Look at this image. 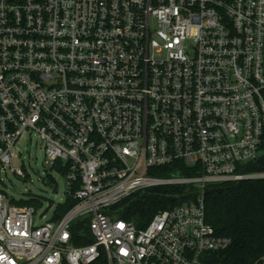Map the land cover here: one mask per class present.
Masks as SVG:
<instances>
[{"label":"built area","instance_id":"2783aa9c","mask_svg":"<svg viewBox=\"0 0 264 264\" xmlns=\"http://www.w3.org/2000/svg\"><path fill=\"white\" fill-rule=\"evenodd\" d=\"M25 132L73 202L43 223L1 189L27 177L11 168ZM263 141L264 0H0V264H218L230 240L205 189L264 179L243 169ZM167 186L197 194L124 218Z\"/></svg>","mask_w":264,"mask_h":264},{"label":"trees","instance_id":"16d2710c","mask_svg":"<svg viewBox=\"0 0 264 264\" xmlns=\"http://www.w3.org/2000/svg\"><path fill=\"white\" fill-rule=\"evenodd\" d=\"M57 168V167H56ZM175 166L153 168L149 175L166 177L176 174ZM245 172L264 173V141L256 160L247 163ZM182 176H191L188 171ZM197 189L190 186H167L146 190L127 199L124 218L143 228L159 211L189 203L194 200ZM206 221L219 236L230 240L228 248L216 253L218 264H254L264 256V179L247 180L221 186L209 185L205 189ZM39 207L37 201L25 203ZM73 202L66 198L57 206L61 216ZM58 216V217H59Z\"/></svg>","mask_w":264,"mask_h":264},{"label":"rangeland","instance_id":"374dc122","mask_svg":"<svg viewBox=\"0 0 264 264\" xmlns=\"http://www.w3.org/2000/svg\"><path fill=\"white\" fill-rule=\"evenodd\" d=\"M18 156L12 161V169H21L27 177L19 178L10 171L4 178L1 189L15 200H38L37 213L43 214V223L49 220L56 205L63 204L66 199V182L64 178L50 169L45 158L43 143L35 136L25 132L17 143ZM51 177L53 180H51Z\"/></svg>","mask_w":264,"mask_h":264},{"label":"water","instance_id":"95a60500","mask_svg":"<svg viewBox=\"0 0 264 264\" xmlns=\"http://www.w3.org/2000/svg\"><path fill=\"white\" fill-rule=\"evenodd\" d=\"M214 260V258L213 257H210V260L209 261H213Z\"/></svg>","mask_w":264,"mask_h":264}]
</instances>
